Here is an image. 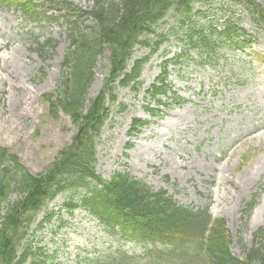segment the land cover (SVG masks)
Returning <instances> with one entry per match:
<instances>
[{
  "label": "rangeland",
  "instance_id": "obj_1",
  "mask_svg": "<svg viewBox=\"0 0 264 264\" xmlns=\"http://www.w3.org/2000/svg\"><path fill=\"white\" fill-rule=\"evenodd\" d=\"M64 1L88 11L95 0ZM253 1L264 8V0ZM231 5L230 0H199L193 13L205 18L196 15L192 21L204 25L206 19L219 26L226 15L232 16L250 40L246 50L220 49V59L211 66L201 65L192 54L194 60L187 65L163 68L182 48L172 34L182 31L172 12L156 28L166 37L156 52L150 55L151 46L133 50L132 62L150 56L138 85L116 90V105L96 139L94 170L104 180L123 174L141 181L193 211L207 206L213 217L225 222L230 252L241 260L260 242L254 235L264 230V26L253 24L246 11ZM83 26L88 31L93 21ZM46 39L54 48L39 52L36 43ZM147 39L150 45L155 41ZM69 44L63 19L34 24L25 22L18 10L0 6V147L32 174L46 170L74 135L68 117L61 112L52 117L43 98L56 89ZM13 51L3 62L1 58ZM107 58L108 52L96 60L87 100L97 95L108 76ZM163 71L169 90L160 101L166 108L150 117L145 109L153 103L147 90ZM136 119L147 125L133 132ZM83 194L80 189L66 191L35 217L28 236L44 251V264H90L117 251L141 258V246L109 235L87 213L62 210ZM251 198L254 206L245 219L243 209Z\"/></svg>",
  "mask_w": 264,
  "mask_h": 264
},
{
  "label": "trees",
  "instance_id": "obj_2",
  "mask_svg": "<svg viewBox=\"0 0 264 264\" xmlns=\"http://www.w3.org/2000/svg\"><path fill=\"white\" fill-rule=\"evenodd\" d=\"M232 1L244 7L254 21L264 24V9L259 5L252 0ZM43 2L0 0V5L19 10L25 22L37 24L61 18L68 27L70 44L56 89L43 98L52 117L58 112L68 117L74 135L70 145L62 148L56 160L38 174L30 173L17 156L0 147V264H44L47 257L41 248L31 244L28 230L35 217L58 195L78 189L84 194L76 204L71 200L65 203V212L81 209L109 235L143 250L141 258L117 251L90 264H264V230L254 235L260 242L247 249L239 260L230 252L225 222L212 218L207 208L187 209L164 191L153 192L126 175L114 174L106 181L94 170L96 139L110 118V108L116 105V90L138 85L144 64L166 40L156 33L165 17L172 12L182 26L181 32L172 33L182 48L163 68L168 63L186 65L191 61L190 53L200 64L211 65L220 47L238 43L242 36L234 21L226 20L220 30L193 23L192 10L198 0H95L88 11L64 0ZM88 20L93 21V26L86 31L83 24ZM150 36L155 39L152 45L147 39ZM36 45L42 52L54 48L55 43L46 39ZM150 46V55L128 66L135 47ZM106 52L108 76L97 95L87 100L96 60ZM165 74L163 71L147 92L161 107L159 97L165 96L167 89ZM174 100L178 101V97ZM157 111L147 109L150 115ZM143 125L134 120L132 131L137 132ZM253 204L252 200L246 204L245 216ZM50 218L48 215L46 220Z\"/></svg>",
  "mask_w": 264,
  "mask_h": 264
},
{
  "label": "bare ground",
  "instance_id": "obj_3",
  "mask_svg": "<svg viewBox=\"0 0 264 264\" xmlns=\"http://www.w3.org/2000/svg\"><path fill=\"white\" fill-rule=\"evenodd\" d=\"M15 51H13V52H10V54L8 55V56H6V57H2L1 59L3 60V62H7V60H9L10 59V57H11V54H13ZM263 164V163H262ZM261 164V162L259 163L258 162V165L260 166V165H262ZM256 215H257V213H256Z\"/></svg>",
  "mask_w": 264,
  "mask_h": 264
}]
</instances>
